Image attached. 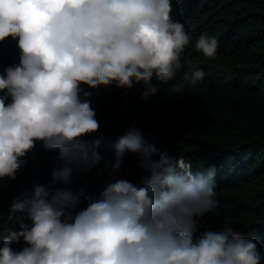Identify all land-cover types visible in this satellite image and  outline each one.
Wrapping results in <instances>:
<instances>
[{"label": "clouds", "instance_id": "clouds-1", "mask_svg": "<svg viewBox=\"0 0 264 264\" xmlns=\"http://www.w3.org/2000/svg\"><path fill=\"white\" fill-rule=\"evenodd\" d=\"M9 37L19 62L0 72V178L14 179L37 142L55 150L56 164L50 181L14 197L8 218L18 227L2 236L0 264H264L257 241L231 224L200 231L218 213L215 165L194 168L135 123L110 160L88 138L99 129L92 90L142 84L148 99L161 82L179 95L204 78L184 55L192 37L172 0H0V42ZM218 46L207 32L195 43L210 58ZM129 152L140 183L119 175ZM101 165L106 186L73 211L80 195L57 185Z\"/></svg>", "mask_w": 264, "mask_h": 264}, {"label": "trees", "instance_id": "trees-1", "mask_svg": "<svg viewBox=\"0 0 264 264\" xmlns=\"http://www.w3.org/2000/svg\"><path fill=\"white\" fill-rule=\"evenodd\" d=\"M172 3L174 18L184 23L192 37L184 55L204 69V78L179 95L171 94L170 85L161 82V91L148 99L142 96V84H134L127 94L115 84L92 90L99 129L88 138L93 144L99 140L98 150L110 160L118 137L135 123L146 139L191 160L194 168L215 165L218 213L206 214L200 231L229 223L254 238L264 254V0ZM205 32L218 37L214 58L195 47ZM15 62H19V49L9 37L0 42V72ZM54 156L55 150L37 142L14 179L0 178V246L6 229L18 227L16 220L8 218L14 197L32 190L35 183L51 180ZM137 161L136 154L127 153L119 175L140 183ZM101 168L74 173L70 184L57 185L80 195L73 211L86 207V197L98 195L106 186L110 178ZM17 216L30 223L26 215ZM25 244L21 239L13 247L21 250Z\"/></svg>", "mask_w": 264, "mask_h": 264}]
</instances>
